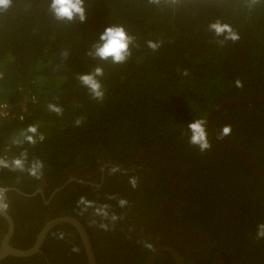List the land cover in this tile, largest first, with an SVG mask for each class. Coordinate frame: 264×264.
Wrapping results in <instances>:
<instances>
[{"label":"trees","instance_id":"16d2710c","mask_svg":"<svg viewBox=\"0 0 264 264\" xmlns=\"http://www.w3.org/2000/svg\"><path fill=\"white\" fill-rule=\"evenodd\" d=\"M50 2L12 0L0 12V102L23 115L20 121L0 123V157L10 161L27 150L26 167L41 159L42 180L60 183L68 168L93 169L109 160L131 163L137 149L152 158L158 147L188 169L190 186L178 216L182 226L201 233L214 249L191 244L183 263L264 264V240L255 239L257 224L264 222V183L210 132L208 151L190 145L186 127L223 102L264 98V0L251 7L249 0H85L84 22L57 21ZM217 19L230 24L240 39L219 44L223 36L208 29ZM113 24L135 37L123 64L87 55ZM147 40L161 42L159 50L149 49ZM96 66L104 69L102 103L93 101L77 80ZM236 79L243 81L242 88L235 86ZM50 101L63 106V116L46 110ZM79 116L85 121L76 127ZM37 122L44 142L12 143ZM213 125L219 133L231 125L226 137L264 169V105L224 109ZM20 178L34 179L27 171L0 170L1 184ZM87 191L67 200L75 206L81 195L91 200ZM169 197L165 191V200ZM163 254L154 264H163ZM144 259L145 254H135L134 263Z\"/></svg>","mask_w":264,"mask_h":264},{"label":"flooded vegetation","instance_id":"af4514ba","mask_svg":"<svg viewBox=\"0 0 264 264\" xmlns=\"http://www.w3.org/2000/svg\"><path fill=\"white\" fill-rule=\"evenodd\" d=\"M155 151V156L149 158L146 152L137 149L131 163L109 160L99 162L93 169L68 168L60 183L35 178L0 183V187L8 190V210L0 211V264H87L77 231L65 223L51 226L38 250L28 256L1 254L7 247L31 249L46 224L62 216L79 222L88 237L96 264H135V254H145L146 259L159 246L171 247L182 261L183 252L190 253L192 245L212 252L214 249L205 237L184 228L178 218L184 205L183 194L190 186L188 169L171 160L160 148L155 147ZM116 165L120 166V171L109 175L108 169ZM133 175L138 178L135 189L128 182V177ZM82 189L88 190L91 200L110 205V215L115 212L120 219L114 224L110 220L104 221L93 216V209L81 215L79 208L71 205L67 198ZM165 191L170 194L166 200ZM147 194L154 200H149ZM109 196L116 199H109ZM119 198H126L129 204L121 208ZM63 203H66V210ZM144 208L153 213H144ZM93 219L97 224L108 223L109 230L91 224ZM59 232L65 233L64 239L57 238ZM145 240L151 242L152 249L140 243ZM74 247L78 251H73ZM161 253L166 254H163V264H174L172 256L166 252H160L157 257Z\"/></svg>","mask_w":264,"mask_h":264},{"label":"clouds","instance_id":"9594fccd","mask_svg":"<svg viewBox=\"0 0 264 264\" xmlns=\"http://www.w3.org/2000/svg\"><path fill=\"white\" fill-rule=\"evenodd\" d=\"M175 2V0H173ZM261 0H249V7L260 3ZM150 4H159L160 0H149ZM12 0H0V12L7 11L11 6ZM85 0H51L49 4V11L57 21L71 22L79 20L84 22L86 20V9L84 7ZM210 32H213L216 37L223 36V40L217 41L223 45L227 41H238L240 39L239 33L236 32L232 26L228 23H223L219 19L214 22H210L208 25ZM131 46H135V37L128 34L123 25H109L100 34L99 39L88 50L87 55L93 59H99L101 61H111L113 64H123L132 55ZM146 45L153 52L159 50L161 42L147 40ZM68 52L62 53V56L66 58ZM181 71L182 75L187 76V69H177ZM104 76V69L102 66H96L91 72L86 74H78L77 80L80 85L85 87L93 101L102 103L105 98V91L103 88L102 78ZM235 86L238 88L243 87V81L236 79ZM46 110L56 116H63L64 108L58 102H48L46 104ZM85 121V117L79 116L74 120V125L80 127ZM188 129V143L192 146L198 147L200 152H206L211 148V143L208 139L207 121L205 119H194L187 124ZM39 122L27 125L22 129L18 136L12 139V143L16 145L27 142L30 145H36L45 141V134L39 131ZM231 125H226L220 130V135L217 137L221 139L230 135ZM28 152L22 151L18 157H13L10 161L8 159L0 157V168H7L12 171H27L28 175L39 180L45 175V163L43 160L34 158L29 166L26 167ZM120 171V166L116 165L108 169V174L113 175ZM128 182L133 189L138 187V178L136 176H129ZM109 199H116L115 196H109ZM77 207L79 213L83 215L88 212L89 209H93V216L101 217L102 220H110L113 224L120 219L115 213H109L108 204H98L96 201L88 199L86 196L81 195L77 200ZM118 204L121 208L127 206L129 201L126 198H119ZM8 210V190L4 187H0V211L7 212ZM91 224L97 225L101 230L108 231L110 225L108 223L99 222L96 220L90 221ZM58 239H64L65 233L59 232L56 234ZM255 239L257 241L264 240V222L257 224ZM145 248L152 249L153 245L149 241H140ZM73 251H78L77 248H73Z\"/></svg>","mask_w":264,"mask_h":264},{"label":"water","instance_id":"95a60500","mask_svg":"<svg viewBox=\"0 0 264 264\" xmlns=\"http://www.w3.org/2000/svg\"><path fill=\"white\" fill-rule=\"evenodd\" d=\"M257 105H264V98L261 99H237V100H231L227 102H223L214 108H212L208 114L205 116V120L207 121V130L210 132L216 139L220 135L218 131L213 126V119L217 113L220 111L234 107V106H257ZM224 146H226L228 149H230L235 155H237L242 161L246 163L260 178V180L264 183V169L245 151H243L241 148H239L236 144H234L232 141H230L227 137H223L221 139H218ZM58 223H65L69 224L74 227V229L77 231L85 256L87 260V264H96L95 259L93 256L92 249L90 247L88 237L79 224V222L69 216H62L58 217L56 219L51 220L46 224V226L43 228V230L40 232V234L37 236L34 246L29 250H19L14 248H6L5 250L1 251V254H11L15 256H28L34 252H36L41 244V241L43 240L45 234L47 233L48 229ZM166 252L170 254L174 260V264H184L181 258L178 256V254L169 246H159L156 247L149 255L146 257V259L142 262V264H153L157 255L160 252Z\"/></svg>","mask_w":264,"mask_h":264},{"label":"built area","instance_id":"2783aa9c","mask_svg":"<svg viewBox=\"0 0 264 264\" xmlns=\"http://www.w3.org/2000/svg\"><path fill=\"white\" fill-rule=\"evenodd\" d=\"M12 119L22 120L23 115L21 113H15L13 112L12 106L5 102H0V123ZM2 158L8 159L7 155H3ZM1 170V168H0Z\"/></svg>","mask_w":264,"mask_h":264},{"label":"bare ground","instance_id":"6f19581e","mask_svg":"<svg viewBox=\"0 0 264 264\" xmlns=\"http://www.w3.org/2000/svg\"><path fill=\"white\" fill-rule=\"evenodd\" d=\"M214 126V125H213Z\"/></svg>","mask_w":264,"mask_h":264}]
</instances>
